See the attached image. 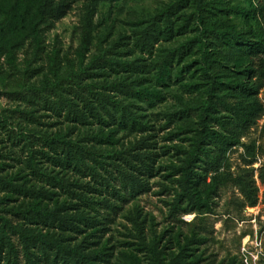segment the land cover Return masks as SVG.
Here are the masks:
<instances>
[{
	"label": "rangeland",
	"instance_id": "obj_1",
	"mask_svg": "<svg viewBox=\"0 0 264 264\" xmlns=\"http://www.w3.org/2000/svg\"><path fill=\"white\" fill-rule=\"evenodd\" d=\"M35 1L25 9L20 1L15 10L16 42L0 40V179L9 184H0V229L12 248H2L0 264H29L20 229L93 252L95 264H264V184L257 178L264 116L240 132L235 110L251 98L237 85L249 82L248 59L231 40L260 34L252 0H200V10L197 0H54L66 10L32 36L24 21ZM10 2L0 0V21ZM20 14L25 20L18 23ZM46 81L54 86L44 88ZM257 98L264 105V92ZM82 99L101 120L84 112L79 124L66 116L64 103L83 111ZM205 112L209 130L238 143L202 144L207 156L195 157L187 185L199 207L185 198L182 178ZM57 138L94 154L79 169L59 166L50 157L61 158L65 146L57 144L54 154L44 142ZM222 154L223 183L213 185L209 162ZM244 171L258 188L252 208L232 182ZM34 199L78 232L38 222L30 212Z\"/></svg>",
	"mask_w": 264,
	"mask_h": 264
},
{
	"label": "trees",
	"instance_id": "obj_2",
	"mask_svg": "<svg viewBox=\"0 0 264 264\" xmlns=\"http://www.w3.org/2000/svg\"><path fill=\"white\" fill-rule=\"evenodd\" d=\"M10 6L7 9L6 17L0 21V40H4L7 42H16L12 37V30L14 29L15 25V10L17 7H20V1L21 6L23 9H25L29 2L28 0H10ZM31 1V0H30ZM254 7L253 13L256 14L258 25H259V32L260 34L255 37L254 39L245 38L240 35H234L231 37L232 45L237 48L236 54L238 57H244L247 58V65L246 70L244 71L246 73V78L249 82H242L237 85L240 92L245 93L247 96L251 98V102L249 104L245 105H238L235 110V117L236 121L239 124L240 132H243L247 129H249L252 125H255L258 120L261 119L262 116H264V105L260 102V100L257 98V96L264 92V0H252ZM197 8L200 10L201 8V1L197 0ZM66 10L65 4L62 3H56L54 0H36L34 3V12L31 15L30 19L28 21H24L25 28L27 31H29V34L32 36H35L38 28L46 23L50 22L53 23L55 20L60 18V16L64 13ZM20 18L19 22H22L24 17L20 14L18 17ZM197 19L201 21L200 15L197 16ZM151 37L155 38L153 33L149 34ZM146 41L143 40V44ZM17 42L20 44L23 43V39H18ZM148 43L147 41L145 42ZM149 44V43H148ZM149 47V46H148ZM3 46H0V54L3 52ZM202 50V57L205 60L204 67H203V74L205 76L208 75V69L210 67L208 61V53L204 50ZM158 69L161 72H164L166 69V62H161L158 65ZM52 76L53 79L57 83L61 82V79L58 76L57 70L55 69V66H53L52 69ZM54 85L46 81L43 84L44 88H52ZM63 101V100H61ZM82 109L83 111H78L71 105L70 103L65 102V108H66V116H72L75 120V122H78L79 124H83L86 122V115L84 112H86L89 117L95 119V120H101L99 113L97 112V109L90 105L87 100L82 99ZM60 103V102H59ZM100 108H102L103 111L106 110V107L103 103H100ZM52 107V106H51ZM106 112V111H105ZM207 112L201 113L200 115V129L196 130L195 133V142L194 147L184 162L183 172L184 176L182 178V188L185 194V198L192 202L195 205L201 206V202L199 198H196L193 193L188 189V184L192 183L191 181V171L189 169L191 163L195 159L196 156L200 155L202 157H206L207 151L202 147V144H204L206 141H215L219 144L222 148H231L232 146L236 145L238 143V137L234 136H224L220 133L214 132L209 130L207 125ZM103 122V121H100ZM264 129V124H263ZM241 134V133H240ZM45 146L54 154H56L57 150V144L61 143L64 147V151H62V157L61 158H53L54 162H56L59 166H70L72 168L79 169V166H86L85 165V155L92 156L94 154L92 149H85V148H77L75 145H71L68 143H65L63 140L60 139H51V140H45ZM54 145V146H53ZM71 147L76 148L75 150L76 154H71ZM253 151V149H252ZM45 154V153H43ZM260 155L264 159V148L260 150ZM45 157L48 158V156L45 154ZM225 163V157L222 154L220 158L214 161L209 162V172L212 173L210 175V179L213 185H219L223 183L222 175L218 174L219 169L223 167ZM129 164V163H128ZM248 165H252V161L248 163ZM252 171V169H251ZM248 171H244L242 174L237 175L235 178L232 179V182L234 183L235 187L237 188L239 194L242 197V202L244 207H255L258 202V188L255 185V181L253 179L252 173ZM123 180L127 178L126 175L122 174ZM134 178V177H131ZM257 178L261 184H264V160L262 163V166L260 167L258 171ZM54 179H49L47 177V182L49 183ZM132 180V179H131ZM127 181L125 180L126 185ZM134 182V181H133ZM0 184H4L9 186V184L0 179ZM108 186V185H106ZM129 187V186H128ZM131 191L134 190V187L130 186ZM138 188V186H137ZM23 192H27V190H24ZM31 195L36 198L37 194H40V192H34L30 191ZM44 195H46L44 193ZM33 208L30 210L32 214L37 216L38 222L42 223L44 226H51L53 221H56L58 223V228H65L72 230L74 232H78V229H76L75 226H73L70 221H68L69 218H63L60 217L56 212H47L46 210H41L38 201L34 199ZM71 219V218H70ZM84 226L91 227L94 225V223L87 222L86 219H83ZM5 223L3 224V227H5ZM7 228V227H6ZM19 237L21 238L24 253L26 256V260L29 262V264H38L40 260H43L44 263H52V264H95L94 261L97 260V256L93 253H87L84 254L79 248L74 247L70 248L66 245H61L58 241H61V239L55 240L52 237L49 236H42L41 234L33 232V230H19L18 232ZM32 237L31 240H37L35 241H29L28 238ZM3 247H7L8 250H11V244L10 241L7 238V235L5 234L4 230L2 228L0 229V252L2 251ZM34 250L35 254L31 252V250ZM34 256H37L38 262L34 263V260L32 258ZM158 261V260H157ZM155 264H161L159 262H156ZM169 264V263H168Z\"/></svg>",
	"mask_w": 264,
	"mask_h": 264
},
{
	"label": "clouds",
	"instance_id": "obj_3",
	"mask_svg": "<svg viewBox=\"0 0 264 264\" xmlns=\"http://www.w3.org/2000/svg\"><path fill=\"white\" fill-rule=\"evenodd\" d=\"M190 219V218H189Z\"/></svg>",
	"mask_w": 264,
	"mask_h": 264
}]
</instances>
